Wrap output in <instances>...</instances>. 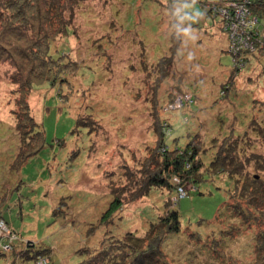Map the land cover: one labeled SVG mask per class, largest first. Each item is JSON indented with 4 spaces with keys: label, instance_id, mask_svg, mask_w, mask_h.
<instances>
[{
    "label": "rangeland",
    "instance_id": "obj_1",
    "mask_svg": "<svg viewBox=\"0 0 264 264\" xmlns=\"http://www.w3.org/2000/svg\"><path fill=\"white\" fill-rule=\"evenodd\" d=\"M172 1L174 8L179 10L178 15L183 24L181 29L190 28L189 32L182 31L184 43H187L190 49L187 47L177 50L176 55L183 57L181 63L180 59L175 60V64L172 65L167 62L170 67L168 66L165 72L166 82L159 85V97H165L169 92L178 94L176 84L181 79L187 81L188 77L195 76L197 82L193 81L186 86L195 97V104L186 105L181 109H176L180 105H175L174 108L172 104L171 109L175 110L160 111L161 116L168 119L172 127L167 144L183 146L187 139L190 140L196 133L201 132L203 141L206 145H210L213 138L219 135L217 132L220 129L224 133L228 130L227 125L231 123L230 115L233 112L239 121L236 125L243 126L248 123L253 113L251 107L254 105V100L264 101V76L260 78L258 84H255L262 70L259 68L255 71L251 68L250 75L255 79L254 84L248 87V92L233 95L234 89L247 87L248 83L252 82L247 78L246 72L234 75V88L231 89L232 94H229L230 100L226 107H223L219 90L221 84L230 77L232 60L226 51L229 41L223 32L220 17L214 20L205 18L206 10L201 1L210 10L207 3L212 0ZM83 2V10L86 12L84 18L78 21L81 25L78 30L79 36L71 38L69 45L77 62L85 65L88 60L94 65V67L90 64L85 65L87 76L83 71H81L83 75H79L82 81L78 75L75 76V86L78 87L81 83L85 87L83 89L87 91L85 97L81 89L70 90V99L73 100H62L59 92L61 88L65 89L64 85L60 83L51 85L50 80L44 82L41 77L43 71L37 66L34 55L20 54V46H15L17 42L24 43L23 35L18 32H0V203L3 214L18 231L15 233V229L9 225V228L0 231V239L11 236L13 240L10 241L16 242L12 247L18 251L22 246L17 243L19 240L17 234L20 232L24 236L23 239L32 240L37 246L52 250L50 258H47L50 262L47 264H78L86 246L102 248L104 241L107 240L105 237L103 243L99 244L103 238L102 231L105 229L103 222H100L101 226H97L102 229L101 231L94 226L99 223L98 220L103 221L99 216L105 204V194L112 184L110 177L116 176L114 172L107 173L115 166L119 167L123 162H127L122 159L119 151L124 152L129 160L128 164L130 163L135 169L137 162L146 155L143 146L146 142L151 143L152 139H156L154 135H151V139L148 135L150 128L154 131L156 129L152 109L136 106L134 110L131 105L141 102L142 94L147 93L146 89L150 88L149 85L156 83L157 77L153 75L151 84L145 83L146 87L144 73H138L139 84L138 81L135 84L142 88L135 90L134 93V89L138 86H134V83L130 84L128 77L139 70L131 65H138L134 61L139 62L136 58L144 48L146 49L144 55L150 63L158 56L170 54L169 35L165 30L167 24H170L168 20L172 18V12L166 0H84ZM216 2L218 3L215 7H218L219 11H225V1L216 0L214 3ZM245 2L249 4L250 9L251 2L249 0ZM185 13L197 15L189 19L184 15ZM93 17L111 22L107 25L110 28L114 27L116 20L118 24L113 33L105 34L109 44L107 40L104 44L107 49L113 51V54L108 62L103 57L99 61V66L96 61L100 59L99 56H87L89 52L95 54L91 38L96 39L103 30L96 21L91 20ZM0 27L2 28L1 25ZM237 59L239 60V57ZM43 63L44 67L47 66L45 61ZM262 65L264 66V59ZM29 67L32 69V74H29ZM29 75H37V77L33 79ZM29 80L32 81L28 84ZM127 90L132 93L126 94ZM63 92L68 93L67 90ZM23 95H27V98L30 96V111H33L36 119L43 125L46 136L42 150L26 162H22L19 158L22 142L15 128L16 116L27 115ZM85 98L89 103L85 113L96 115L104 121L102 125L96 117L86 116V123L90 125V131H94L95 136L77 121L80 106ZM106 100L111 102L114 100L115 102L110 103L114 106L105 103ZM149 101H147L148 106H150ZM229 101L233 104L230 107ZM163 105L164 103L161 102V106ZM255 105L258 106L259 103L255 101ZM131 116L138 118L132 120ZM150 116L152 119L149 118ZM129 117L131 120L127 119ZM24 123L20 133H33L32 123L30 121ZM117 135L121 138L116 140ZM107 139L111 142L106 143ZM251 141L257 147L249 149V152H264V142L261 139L253 135ZM97 144L98 150L92 154L91 147ZM249 172L254 175L256 170L252 167L249 168ZM115 180V187L127 184L125 178L116 176ZM228 182L221 177L209 179L197 184V187L205 193L198 194L191 191L187 196L179 199L177 206L181 213L182 229L179 233L169 235L167 242L170 243L173 253L164 250V254L169 258L172 255V259L176 257L179 263L183 261L182 264L185 262H188L187 264H247L249 261H254L256 254L253 236L257 230L256 225L243 224L238 218L231 220L225 218V207L231 202L227 193ZM191 186V182L188 181L187 190ZM121 190L120 187L117 192L120 193ZM62 198L68 201L70 206L66 210L59 209L58 216L54 215L53 211ZM155 201H161L158 195L129 202L127 207L136 213L146 206H152ZM173 201L176 202V197ZM219 215L222 218H219ZM0 224L2 225L1 220ZM140 224L144 226L145 223L136 217L131 230L140 228ZM195 232L200 234L198 235L200 240L198 236L192 235ZM187 241L198 245L197 249ZM10 248L9 245L4 246V249ZM189 248L197 254V258L185 261L183 258L188 257L185 253ZM0 264H8L7 257H0ZM18 264H35V261L26 259Z\"/></svg>",
    "mask_w": 264,
    "mask_h": 264
},
{
    "label": "trees",
    "instance_id": "obj_2",
    "mask_svg": "<svg viewBox=\"0 0 264 264\" xmlns=\"http://www.w3.org/2000/svg\"><path fill=\"white\" fill-rule=\"evenodd\" d=\"M83 1L0 0V25L2 26V28L0 27V32H18L23 35V44L18 42L16 43L17 45L13 44L17 47L20 46V54L31 53L34 55L37 66H40V69L43 71L41 73L45 74L41 76L44 82L50 80L49 83L51 85L58 83L64 85L65 89L61 88L59 95L62 100L66 101L73 100V98L70 99L71 94L69 92L79 89H81L83 97H85L87 91L83 89L85 87L81 83H79L80 86H75V76L78 75V78H80L79 75H83L81 71L86 75L87 71L84 67L87 64L94 67L86 59L85 65L84 63L77 62L72 54L73 49L69 45L71 38L79 36L78 30L81 28V25H79L78 21L84 18L83 15L86 12L83 10ZM215 1H208L207 4H209L210 10L203 4V1L201 3L207 13H205V18L214 20L220 17L223 32H225L229 41L226 51L231 56L232 70L229 79L221 84L219 90L223 99V107H226L232 94L231 89L234 88V75L246 72L247 78L252 82H249L247 87L234 89L233 95L242 94L244 91L248 92V87L254 84L255 79L250 75L251 68L255 71L259 68L262 70L255 84H258L260 78L264 76V66L262 65V60L264 59V0H249L252 12H249V6L244 4V0H224L226 12H223V10L219 11V8L215 7L218 2L214 3ZM166 3L172 12V18L168 20L170 24H167L168 26L165 30L169 35L170 54L166 53L161 57L158 56L150 63L144 55L146 53V49L144 48L138 54L139 57L136 58L139 62L134 61L138 65H131L139 71L137 73L134 71L136 74L128 77V80H130L128 82L130 84L134 83V86H138L135 84L138 81V73H144V84H151L150 81L153 79V75L157 77L156 83L149 85L148 87L150 88L146 89L147 93L145 95L144 93L142 94L141 102L137 105H131L134 110L136 106H145L146 109H152L153 123L156 124V129L154 131V129L150 128V134L148 133V135L150 139L151 135H154L156 139H152L151 143L146 142L147 145L143 146L146 155L137 162L135 169H133L130 163L128 164L129 160L124 152L119 151L120 156L123 157L122 159L127 162H123L119 167L115 166L107 174L114 172L116 176L125 178L127 184L115 187L116 176L110 177L112 184L107 189L105 204L99 216L103 218V221L98 220L99 223L94 225L97 227L104 224L105 227L102 231L103 238L99 244L103 243L105 237L107 240L104 241L102 248L100 246H97L98 248L86 246L85 252L81 253L78 264H182L183 261L179 263L176 257L172 259V255L169 254V258L167 254H164V250L166 252L170 250L173 253L170 243L167 242L170 237L169 235L179 233L182 229L181 213L177 206L179 199L187 196L191 191L198 194L205 193L204 190L197 187V184L209 179L213 180L215 177H221L223 180L229 181L227 193L231 202L225 207V218H230V220L231 218H238L243 224L256 225L257 230L255 236H253L256 256L254 261H249L247 264H264V152L248 151L251 148L257 147V145H253L251 136L254 135L257 139L259 138L264 142V101L259 99L254 100V105L251 107L253 110L252 116L248 123L243 126L236 125L239 121L233 112L230 115L231 123L227 125L228 130L224 133L220 129L217 132L219 135L213 138L210 145H206L201 132H198L192 139H187L183 146H178L177 144L169 146L167 139L171 135V123L168 119L161 116L160 111L175 110L171 109L172 104H174V108H176L175 105H180L176 109H181L186 105L189 106V104H195L196 99L186 86L192 84L197 79L195 76L188 77L187 81L181 79L176 84V88L179 91L178 94L174 95L169 92L165 97H159V85L166 82L167 79L165 74L166 69H168V66L170 67V65L175 64V60L178 61L177 59H180L181 63V59L183 58L178 57L179 54L176 55L177 50L188 47L182 37L181 27L183 24L178 15L179 10L174 8L175 5L172 0H169V2L166 0ZM237 9H242L252 24L235 31L234 23ZM104 16L103 18H105ZM114 19L116 20V18ZM91 20L96 21L99 27L103 29L99 37L96 39L91 38L95 54L89 52L87 55L88 57L99 56L100 59L96 60L98 62L97 66H99V61L103 57L108 62V59L110 60L109 57L113 54V51L107 49L104 44L105 40L109 44L105 34L113 33L118 24L116 20L114 27L110 28L107 25H110L109 23L111 22H105L100 17L98 19L93 17ZM94 25L95 23H93ZM130 53L133 55L132 52ZM237 57H239V60ZM190 60L192 61L193 58L191 57ZM44 61L47 65L45 66L46 68L43 65ZM168 61L170 65L167 64ZM106 62L105 64H107ZM133 68H131V71ZM29 74H32L31 67H29ZM30 77L35 79L37 75ZM80 80L82 81V78ZM30 81L32 80L27 81L28 84ZM24 82L26 83V81ZM141 88L138 86L134 91ZM64 90H67L68 93L63 92ZM127 91L125 92L126 94L132 93V91ZM150 91L154 93H150ZM23 96L27 115L25 117L16 116L15 128L22 142L19 158L22 162H26L30 157L42 150L45 145L46 136L43 125L36 119L33 111H30V96L28 98L27 95ZM148 100H150V106L147 105ZM255 101L259 103L258 106L255 105ZM112 102L115 101L113 100ZM112 102L105 101L109 105H112L110 104ZM161 102L164 103L163 106H161ZM75 105L77 106V104ZM231 105L233 104L229 101L228 106L230 107ZM88 108L89 103L85 98L80 106L77 121L79 125H84L88 132L95 136L94 131H90V125L86 123V116L96 117V120L100 121L101 124L104 121L96 115L85 113V110ZM234 109L237 110L235 106ZM136 118L138 117L131 116L132 120ZM149 118L152 119V116ZM127 119L131 120L130 117ZM26 121L27 123L29 121L32 123L34 127L33 133H20ZM237 129L238 131H236ZM115 133H117L116 129ZM120 138L119 135L116 136V140ZM143 138L145 139L144 135ZM108 142L111 141L107 139L106 143ZM96 146L91 147V150H93L92 154L98 150V144ZM203 156L206 157L203 158ZM252 167L256 170L254 175H251L249 172V168ZM120 170L122 171L120 172ZM188 181L191 182L192 186L187 190L186 183ZM120 187L122 190L118 193L117 189ZM152 195H158L161 201H155L152 206H146L140 211H136V213H140L136 214L127 207L129 202L144 198L149 199ZM174 197H176V202L173 201ZM3 199L5 204L6 195ZM68 206H70L68 201L62 198L60 204L55 207L53 214L58 216L60 214L58 210L61 208L66 210ZM1 207L0 203V220L2 222V225L0 224V231L3 232V230H6L10 226L15 229L5 217V214H3ZM134 215H137L136 217L141 222L144 221L145 224L144 226L140 224V228L136 227V229L131 230L133 221L136 219ZM221 216L219 218H222ZM100 222L103 223L101 224ZM97 228L100 231L102 230L100 227ZM15 231V233L18 232L16 229ZM192 235L198 236L200 234L195 232ZM17 237L19 239L17 243L20 246L22 245L21 249L18 248V251L12 247L16 242L10 241L13 240L11 236L0 239V257H7L8 264H18L21 260L24 261L26 259L34 260L35 264H47L50 262L47 258H50L51 249H44L41 246H37L32 240L23 239L22 237L24 236L20 232L17 234ZM198 238L200 240V236ZM22 242L23 244H21ZM187 242H190V245L197 249L198 245L196 246L194 242ZM5 245H9L11 248L8 250L4 249ZM185 255L188 256L183 258L185 261H189L190 258H197V254L190 248L187 249ZM178 258L182 260L180 257ZM187 263L185 262V264Z\"/></svg>",
    "mask_w": 264,
    "mask_h": 264
},
{
    "label": "built area",
    "instance_id": "obj_3",
    "mask_svg": "<svg viewBox=\"0 0 264 264\" xmlns=\"http://www.w3.org/2000/svg\"><path fill=\"white\" fill-rule=\"evenodd\" d=\"M245 1L246 0H244V4L249 6ZM248 10H249V8H248ZM223 12H226V10L223 11ZM249 12H250V10H249ZM249 24H252V23L250 22V20H248V18L246 17L245 13H243V10L242 9H237V11H236V20H235V23H234V27L236 28L235 31H237V29H239V28H244L246 25H249ZM177 104H179V103H177Z\"/></svg>",
    "mask_w": 264,
    "mask_h": 264
},
{
    "label": "clouds",
    "instance_id": "obj_4",
    "mask_svg": "<svg viewBox=\"0 0 264 264\" xmlns=\"http://www.w3.org/2000/svg\"><path fill=\"white\" fill-rule=\"evenodd\" d=\"M185 7H187V5H185ZM184 15L187 16L189 19H193V18H195V16L197 14L196 13H185ZM182 31L189 32L190 28H184V29H182Z\"/></svg>",
    "mask_w": 264,
    "mask_h": 264
}]
</instances>
